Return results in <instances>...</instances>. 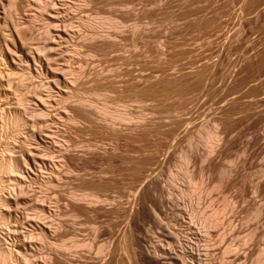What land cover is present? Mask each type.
Segmentation results:
<instances>
[{
  "label": "rangeland",
  "instance_id": "rangeland-1",
  "mask_svg": "<svg viewBox=\"0 0 264 264\" xmlns=\"http://www.w3.org/2000/svg\"><path fill=\"white\" fill-rule=\"evenodd\" d=\"M0 264H264V0H0Z\"/></svg>",
  "mask_w": 264,
  "mask_h": 264
},
{
  "label": "bare ground",
  "instance_id": "bare-ground-1",
  "mask_svg": "<svg viewBox=\"0 0 264 264\" xmlns=\"http://www.w3.org/2000/svg\"><path fill=\"white\" fill-rule=\"evenodd\" d=\"M215 220V219H214Z\"/></svg>",
  "mask_w": 264,
  "mask_h": 264
}]
</instances>
